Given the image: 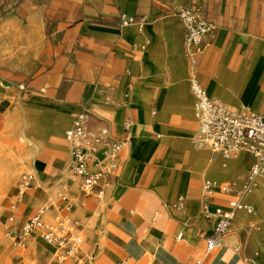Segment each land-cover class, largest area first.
I'll use <instances>...</instances> for the list:
<instances>
[{"label": "crops", "instance_id": "crops-1", "mask_svg": "<svg viewBox=\"0 0 264 264\" xmlns=\"http://www.w3.org/2000/svg\"><path fill=\"white\" fill-rule=\"evenodd\" d=\"M191 7L212 26L196 67L178 16ZM194 79L228 107L264 113V0H0V264H264V232L244 224L260 203L254 188L241 194L254 158L198 145ZM86 108L91 129L125 142L91 195L65 139ZM206 181L211 210L237 199L253 208L211 253ZM40 213L26 247L13 243ZM62 235L83 243L64 249Z\"/></svg>", "mask_w": 264, "mask_h": 264}, {"label": "built area", "instance_id": "built-area-1", "mask_svg": "<svg viewBox=\"0 0 264 264\" xmlns=\"http://www.w3.org/2000/svg\"><path fill=\"white\" fill-rule=\"evenodd\" d=\"M178 16L185 30L184 44L190 57L192 66L196 67V55L200 52L204 38L210 33L212 26L201 8H181ZM133 20L122 17V24L127 25ZM191 90L196 99L195 115L199 124L197 142L200 147L211 149L227 158L236 156L241 151L251 154L254 161L249 169L247 180L241 191L242 195L249 193L259 177L264 175V113H256L250 108H231L218 100L212 99L206 90L195 79L191 83ZM131 124L126 123V130ZM65 139L70 148V169L81 180L85 195H91L100 182L112 175L120 163V156L125 142L111 136L108 129L98 131L90 128V112L83 109L79 112L67 130ZM128 138L126 139V141ZM33 176H22L21 186H31ZM203 216L207 220H214L212 234L206 238L208 253L221 247L224 238L229 234L236 214L244 211L253 214V208L237 199L230 202L228 210H211L210 199L214 194V185L206 181L203 185ZM225 192L230 190L224 188ZM66 200V198H64ZM40 213L29 220L14 236L20 247H26L29 238L41 227ZM52 227H48L45 238H54ZM83 243L80 236L62 235V248L76 249Z\"/></svg>", "mask_w": 264, "mask_h": 264}, {"label": "rangeland", "instance_id": "rangeland-1", "mask_svg": "<svg viewBox=\"0 0 264 264\" xmlns=\"http://www.w3.org/2000/svg\"><path fill=\"white\" fill-rule=\"evenodd\" d=\"M247 171L248 170H246L245 169V171L241 174L242 176H243V179L246 177V175H247ZM26 174H29V173H26V172H23V173H20V175H19V181H20V184H21V179H22V176L23 175H26ZM258 181V186H259V184L260 185H262L261 183V181H264V175H262L261 177H259V179L257 180ZM242 182H243V180H242ZM242 184V183H241ZM258 187L256 186V187H254V189L251 191V197H254L255 199H256V201H259V203H260V205H257L256 203H255V201L253 202V206H254V208H255V215H253V216H251V217H248V220H246L245 222H244V224H246L247 222H255V223H257L256 225L259 227V228H261V230L260 231H258L257 229H256V231H258V232H264V195H259L258 197H256L255 195H256V193H257V189ZM1 198V197H0ZM0 206H1V203H0ZM255 228V227H254ZM39 233L40 234H43V229H40L39 230ZM14 235V234H13ZM12 235V236H13ZM59 236H61V234H58ZM0 238L1 239H3V238H5V234H0ZM263 238H264V234H263ZM13 243H15V240L14 239H12L11 240Z\"/></svg>", "mask_w": 264, "mask_h": 264}, {"label": "bare ground", "instance_id": "bare-ground-1", "mask_svg": "<svg viewBox=\"0 0 264 264\" xmlns=\"http://www.w3.org/2000/svg\"><path fill=\"white\" fill-rule=\"evenodd\" d=\"M258 181L256 182V185H257Z\"/></svg>", "mask_w": 264, "mask_h": 264}]
</instances>
